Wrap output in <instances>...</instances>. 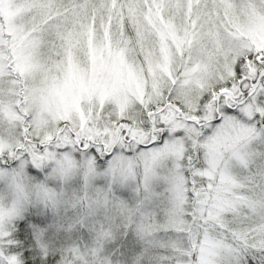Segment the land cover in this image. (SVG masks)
Returning <instances> with one entry per match:
<instances>
[{
	"label": "snow or ice",
	"instance_id": "6c2138e0",
	"mask_svg": "<svg viewBox=\"0 0 264 264\" xmlns=\"http://www.w3.org/2000/svg\"><path fill=\"white\" fill-rule=\"evenodd\" d=\"M0 181V264H264V0H0Z\"/></svg>",
	"mask_w": 264,
	"mask_h": 264
},
{
	"label": "rangeland",
	"instance_id": "374dc122",
	"mask_svg": "<svg viewBox=\"0 0 264 264\" xmlns=\"http://www.w3.org/2000/svg\"><path fill=\"white\" fill-rule=\"evenodd\" d=\"M5 190H6V185H5V183L2 182V181H0V192H3V191H5ZM42 211H43V209H42Z\"/></svg>",
	"mask_w": 264,
	"mask_h": 264
}]
</instances>
